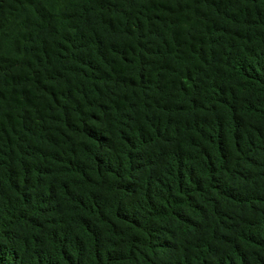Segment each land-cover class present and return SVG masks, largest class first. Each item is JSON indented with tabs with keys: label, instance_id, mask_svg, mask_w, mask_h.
<instances>
[{
	"label": "trees",
	"instance_id": "trees-1",
	"mask_svg": "<svg viewBox=\"0 0 264 264\" xmlns=\"http://www.w3.org/2000/svg\"><path fill=\"white\" fill-rule=\"evenodd\" d=\"M0 264H264V0H0Z\"/></svg>",
	"mask_w": 264,
	"mask_h": 264
}]
</instances>
